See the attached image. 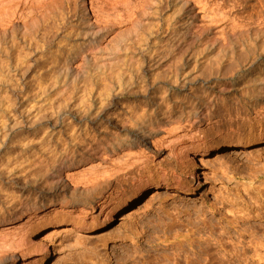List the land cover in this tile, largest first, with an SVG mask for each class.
I'll return each mask as SVG.
<instances>
[{"label": "rangeland", "instance_id": "374dc122", "mask_svg": "<svg viewBox=\"0 0 264 264\" xmlns=\"http://www.w3.org/2000/svg\"><path fill=\"white\" fill-rule=\"evenodd\" d=\"M166 1L158 10L151 11L148 23L152 26H149L146 44L150 56L137 71L133 65L138 60L140 41L132 37L133 32L123 34L121 29L110 27L101 39L87 36L86 19L92 14L90 2L96 9H106L105 0H54L45 18L49 24L57 19L54 25H58L54 27L50 24L51 35L43 34L46 37L41 36V40L28 37L30 40L25 42L22 36L25 32L19 26L18 18L12 17V22H6L5 13L9 15L12 9L15 12L16 6L5 10L2 13L4 18L0 15V118L5 114L8 116L10 110L11 114H18L17 122L23 128L19 137L25 138L21 143L26 140V144L31 146L22 151L17 144L11 149L0 146V264H22L21 244L13 248L6 245L11 250L3 245L10 235L6 227L11 226H15L14 230L18 232L21 229V233H10L13 236L24 233L22 240L29 242L30 250L48 248L50 256L42 264H53L72 251V240L64 230L63 218L55 210L57 197L67 191L62 188L67 180L56 184L54 189L47 164L56 156L60 158L62 146L81 151L82 147L91 146L87 143L91 137L101 141L113 139L116 135L128 136L129 131L138 128L128 122L133 118L169 120L167 125H162L161 133L165 128L179 127L183 134H190L192 119L203 120L208 116L209 119L204 121L208 125L205 135L211 141L209 155L194 156L196 172L200 174L202 183L191 188L189 193H184L182 189H175L170 194L163 189L148 190L128 211L118 213L112 222L97 221L91 226L87 252L88 257L93 258H90L92 264H165L172 258L178 264H224L242 255L226 253V256L221 254L222 257L214 250L199 253L195 247L200 237L215 236L221 231L229 233L239 228L264 233V209L259 216H256L258 211L250 209L251 216L242 217L246 219L240 218L244 210L239 213L231 210L246 205L241 200H249L256 187L262 190L264 199V90L260 83L264 78V49L261 50L264 42L226 43L218 33L223 28L227 31L230 21H221L220 15L212 17L209 11L210 14L197 7L192 12L197 22L193 28L195 32L187 25V18L182 22L175 20L179 9L176 6L169 8ZM228 1L232 0H223L222 3L227 5ZM241 2L249 3L248 10H251L244 15L242 13L245 19L250 18L249 15L255 18L258 12H264V0ZM36 10L34 7V15ZM165 18L173 19L164 21ZM60 19L65 20L61 22ZM47 22L45 20L44 24ZM51 26L55 31H51ZM9 28L10 31H7ZM47 37L50 39L47 40ZM237 44L242 45V49L247 48L244 50L247 55L242 51L245 58L248 57L246 63L243 62L239 69L228 70L213 82L208 81L220 64L229 66L233 56L235 58L240 55L238 52L242 53ZM80 103L89 105L90 112L85 113L88 114L85 118L82 115L71 117L77 140L75 144H63L62 136L70 134V129L64 128L65 122L54 119L59 115L60 108H75ZM237 113L253 117L255 126L248 128V141L238 149V166L231 177L230 171L224 169L223 159L227 152L228 134L237 120ZM53 136L61 138L54 146ZM85 137L89 138L84 141ZM52 148L56 156L53 151L49 152ZM82 155L75 152L67 160L78 163ZM150 160L152 166L164 161L162 167H155L156 172H165L177 163L168 158L165 144ZM92 166L94 163L79 165L69 172L86 173ZM125 178L117 188L123 190L128 187L129 181ZM238 194L240 197H237ZM150 195L158 199L149 209ZM41 201L48 206L26 227L19 228L20 220L10 218L14 211L39 205ZM233 202L236 204L231 206ZM157 241H167L168 245L156 251L150 250V246ZM259 255L261 261L256 264H264V256Z\"/></svg>", "mask_w": 264, "mask_h": 264}, {"label": "bare ground", "instance_id": "6f19581e", "mask_svg": "<svg viewBox=\"0 0 264 264\" xmlns=\"http://www.w3.org/2000/svg\"><path fill=\"white\" fill-rule=\"evenodd\" d=\"M53 1L54 0H35V1L34 0H0V15L3 16L4 14L2 15V13L6 12L5 10L7 9L10 10V8L16 6L15 12L12 11L14 10L12 9L11 10L12 13L10 11L9 15L8 13H5L7 14L6 22L8 21L12 22L11 19L12 17L15 19L18 18L17 20H19V26L21 25V29H23L24 30L23 32H25V34L22 35L23 38L25 39V42L30 37L31 39L33 38V40L34 39L36 40L41 36L44 37L47 33L49 34L51 33L49 32L50 24H53L54 27L58 25V24L56 26L54 25L55 23L58 22L57 19L56 22L54 21L55 23L53 22L49 24L47 22V18H45L48 17L47 14L50 12V8ZM164 1L165 0H105V4L107 5L106 9H102V8L96 9L93 6V4L90 2V10L92 14H91V18L86 19L88 22V28H87L88 32H86L87 30L85 32L88 33L87 36H91L92 38L95 39L96 38L101 39L103 36H105L104 31L109 29L110 27H116L118 29H121L120 31L123 34L129 33L130 35V32H133L132 37L133 38L135 37L137 39L139 38L138 40L140 41V43L138 42L140 44L138 60L136 62L134 61L136 64L134 63L133 65V67L135 66L134 69L137 71L140 68V66L145 64V62L148 60L150 56L146 44L148 42V35H149L148 33H150L149 26H152L148 23V20H150V16L152 14L151 11H153L154 9L158 10L159 6ZM222 1L167 0L166 4L169 6V8H173L176 6L177 9H179V14L178 17L175 18V20L182 22L183 19L187 18L189 20L187 25L189 24L191 29H193L197 24L196 19L194 17L195 15L192 13L194 7H197L198 9H200L201 11H205L206 13L209 11L211 14H213L212 17H214V15L215 16L220 15L219 18L221 19V21L222 19L223 20L228 19V21H230L229 22L230 24L228 23L230 25L229 26L230 28L228 27L227 31L223 28L218 33L220 34V36L224 38L223 40H225L226 43L233 41L234 43L242 44V43H246V41L249 40L250 42L248 43H251V40L252 41L260 40L264 42V12L262 11H260L261 13L258 12L255 18L253 17L254 15L252 17L249 15L248 17L250 18L245 19L243 15L244 13L249 12L250 10V9L248 10L249 3H242L241 0L240 1L232 0L231 2L228 1L229 4L228 2H226L227 3L226 5L225 2L222 3ZM34 7L37 8L35 15L33 13ZM175 12L178 13V11ZM239 14H241L243 17H241ZM173 18L170 19L165 18L164 21L167 20L172 21ZM212 19L214 18H210V20ZM45 20L48 23L46 25L44 24ZM63 20H61V22H63ZM215 20L213 21L215 22ZM6 25L8 26V24ZM13 26L14 25H12V27ZM46 26L48 27V30ZM53 26H51L52 27L51 31L52 29H54ZM59 27L62 28L63 26L62 27L59 26ZM45 30L47 32H44ZM200 30L202 31L203 29L200 28ZM200 30L199 32L201 33ZM7 31H10V28ZM53 31H55V29ZM187 31H189V28ZM56 32H57V28H56ZM190 32L192 33L191 30ZM100 33H102V35ZM25 35H29V36H25ZM46 39L49 40L50 38L48 39L47 37ZM240 44L237 45L240 47ZM263 46H261V48ZM245 49H242L240 51L245 52L244 51ZM263 49L264 47L261 50ZM35 51L36 50L34 49L33 52ZM238 53L240 55L236 54L239 56H236L235 58L233 56V60L230 61L231 64H229V66L227 64L226 65L220 64V66H218L212 73L213 75L211 77H208V81L213 82V80L218 79L217 78L218 76H222V74L227 72L228 70L231 72V69L234 70H236L237 68L239 69L240 65H242L243 62L248 60V57H246L247 59L245 58V56L247 55L246 52H245L246 55H244V53L243 54L240 52ZM230 65L231 67L234 68H231ZM135 70L134 72H136ZM260 83H262L261 89L264 90V78H263V82L261 79ZM85 103L84 104L80 103L81 105L78 104V106H76L75 108L70 106H65L63 108H60L59 115L54 119L56 120V122L57 121L65 122L64 128L70 129L69 131L71 132L70 134H68L65 137L62 136V139L64 138V140L60 138L63 144L64 143H66V145H69L70 143L75 144L78 135L76 136L75 135L76 133L73 134L74 126L71 117H75V116L77 117L79 115H82V117L85 118L88 115V114L86 115L85 113L90 112V106L86 105ZM10 111L12 112V110ZM10 111H8V113ZM11 112L8 114V116L7 114H5V116L1 115L2 117L0 118V146H4L11 149V147L18 145L20 150L22 151L31 146L27 145L28 143L26 140L25 142L21 143V141L25 139L19 137L20 135L19 133L23 130V128H20V125L17 122L18 114H16L15 112L11 114ZM64 112L66 113V116L64 115ZM83 114L85 116H83ZM207 119H209L208 116L203 118V120L192 119V121L190 122L191 124H189L191 133L183 134L181 131L178 130L180 129L179 127L178 128L174 127L176 129L172 128L173 130L171 128H169L170 130L165 128L166 130H164V132L161 133L162 125L163 124L167 125L169 120L162 122V121L143 119V118H138V119L133 118L131 119V121L128 120V122L132 125L138 126V128L135 131L134 130L131 132L129 131L128 136L126 137L124 136V138L121 137L120 135H116L113 139H108V140L104 139L101 141H95L94 139L95 137L94 138L85 137L84 141H86L89 138L88 139L89 141H87L88 146L89 143L91 145L89 148L82 147L80 149L81 151H77L75 148H70L69 146L68 147L66 146L67 148H64L62 146L61 149L63 151L61 154H59L60 158L55 155L56 152H54V148H52V150H49V152L53 151L54 155L56 156V157L53 156L54 158L52 157L53 160L48 159L50 160V162L47 165L49 166V170L51 174L50 175L47 174V175H49L51 179L50 183L53 184V188L55 189L56 184L63 182L64 179L67 180L65 181L67 183H65L62 186V188L65 187L67 191H65L63 194L57 197L56 199L57 208H55V210L62 216L63 222L65 223L66 226V229L64 230L70 235V239L72 240L71 245H73L71 252H69L68 254L66 253L65 256H63L62 258L60 257L59 260H57L53 264H92L93 262L92 261H91L92 263L90 262L91 260L90 258L92 257L89 258L88 256L90 255H87L89 248L90 233L92 231L91 226L96 225L97 221L101 223L112 222L118 213H120L121 211L122 213L128 211L134 205L137 198L142 194L146 193L148 190L163 189L166 190L165 191L166 194L167 193L170 194L175 189H182L184 193H189L191 188H194L196 185L197 186L200 185L202 181L200 179V174L196 172V168H195L196 161L194 156L209 155L211 141L209 140L207 135H205V128L208 125H206V122L204 121ZM236 119H237L236 122L234 123L233 127L230 129V132L228 134L227 152L224 155V159H223L224 169L230 171L231 177L234 176V172L238 166V162H237L238 149L244 144H246L248 141V128H252L255 126L254 118L247 114L239 113ZM74 125H76L75 122ZM164 126L165 125H163V127ZM81 128H79L78 130H80ZM81 135H79V137ZM60 139L59 137L55 138L53 136L52 137L53 146L57 145L59 142L58 140ZM47 141L49 140H46V142ZM23 143L25 144L27 143V144L24 145ZM49 143L50 142H48L47 144ZM164 144L167 147L168 158L175 160L177 163L174 164L171 168H169L165 172H156L154 171L155 167L157 165H158L157 168L162 167L164 161H160L157 163V165L152 166L151 163L153 162L150 159L152 158L153 155H155L159 151V149L162 146H164ZM75 152L76 153L81 152L83 154L82 159L78 163H69V160H67V158H69L71 154H75ZM87 163L89 164L94 163V166L89 168V170L86 173L75 174V172H69V170L75 169V167ZM262 170L264 171V168H262ZM123 177H126L125 181L126 180L129 181V185L126 189L122 190L119 189L120 187L117 188L116 186L123 181L122 180ZM7 180L8 179H6L5 181ZM126 191L128 193H126ZM253 191H252L253 194L249 195L248 198L249 200L247 199L245 200L244 198L241 200L246 205H242L241 207H237L236 209H231V210H235L237 213H239L241 210H244L240 218L244 217L245 215H247V217H250L252 212L251 210L258 211L256 216H259L262 213L261 210L264 209V199H262L263 194L261 193L262 190L259 189V187H256V190L254 189ZM237 197H240V194H238ZM156 198L158 199V197ZM156 198L151 195L149 196L148 201L150 203L147 204L148 206L150 205L148 207L149 209L156 204L155 202ZM41 203L42 201L40 202L39 205L36 204V206H34L33 204L32 207H26V208L24 207L25 209L18 212L14 211L13 214L10 213L11 214L10 218H12V220L13 219L20 220L21 223L19 222L20 223V225H18L19 228L26 227L25 225L28 222L38 218L42 213V209L48 206V204L46 205L45 203L43 204ZM220 203L223 204V202ZM235 204L236 202H233L231 203V206ZM233 218L237 219L236 216H234ZM242 219H246V218H242ZM14 227L15 226L6 227V228L7 231L10 232H15V233L18 232L17 230H14ZM10 232H8V234L11 235L12 233ZM18 233H21V229H19ZM17 234L16 236L14 235L15 238L13 235L11 236L9 235L8 239L4 241L3 245L5 247H7L6 245H8V247L11 246L12 248L14 246L16 247L22 246L23 250L21 249L22 251H20L22 257V264H42L46 259L49 258L50 254L49 251L47 250L48 248H43L42 250L39 249L30 250L29 247L31 245H28L29 242L28 243L25 242V239L22 240L24 238L23 236L24 233L22 234V236L20 234L18 235ZM199 239L200 240L197 246L195 247V249H197V252L199 253H203V252L207 253L209 250H214L218 255L222 254L226 256L225 255L226 253L242 255V257L237 260L234 259L232 261L225 260L226 262H224V264H256L257 262L259 263V261H261V257L259 254H262L264 256V250H261L264 249V233L263 232L260 233L257 230H253L249 228L247 229L239 228V230H235L232 232L229 231V233L228 232L222 233L221 231L220 234L217 233L215 236L203 237V238L200 237ZM167 245H168L167 241L162 243L160 241L159 242L157 241V243L155 244L153 243L150 246L151 248L150 250L156 251L161 247H167ZM8 247L7 250L12 249V248L8 249ZM165 264H178V263L175 260V258H172L170 259V261H166Z\"/></svg>", "mask_w": 264, "mask_h": 264}]
</instances>
